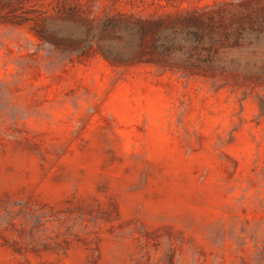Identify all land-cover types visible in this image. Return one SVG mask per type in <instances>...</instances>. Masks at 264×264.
<instances>
[{"label":"rangeland","instance_id":"rangeland-1","mask_svg":"<svg viewBox=\"0 0 264 264\" xmlns=\"http://www.w3.org/2000/svg\"><path fill=\"white\" fill-rule=\"evenodd\" d=\"M0 264H264V0H0Z\"/></svg>","mask_w":264,"mask_h":264}]
</instances>
